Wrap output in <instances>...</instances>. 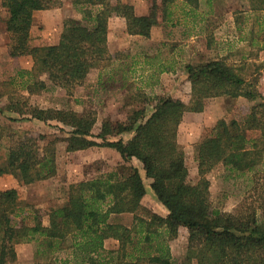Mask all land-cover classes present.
<instances>
[{"label":"trees","instance_id":"trees-1","mask_svg":"<svg viewBox=\"0 0 264 264\" xmlns=\"http://www.w3.org/2000/svg\"><path fill=\"white\" fill-rule=\"evenodd\" d=\"M248 1L250 10L264 13V0ZM174 2L151 0L147 14L137 15L122 0H75L81 6V19L65 22L57 43L30 46L33 12L59 8L62 0H1L8 12L9 54L29 55L32 66L19 73L20 82L12 78L0 82V102L7 96L0 112L15 114L11 121L57 120L70 127L69 136L63 139L66 151L110 147L123 162L111 172L71 184L66 202L48 211L22 204L14 188L0 190V264L15 261L19 243H32L34 259H43L44 264H172L169 241L176 238L180 227L187 231L184 264H264V172L257 179L262 183L254 189L261 198L243 202L233 213L211 208L204 176L217 164L244 173L264 162V100L254 79H246L223 60L186 63L184 70L191 82L187 103L171 96L156 97L147 117L144 109H135L127 122L112 125L104 121L96 134L92 131L94 112L44 110L19 93L39 94L49 85L70 93L90 69L106 65L111 17L123 18L128 34L149 37L151 27L169 17V5ZM171 68L159 65V71ZM5 84L11 90H1ZM219 96L242 97L254 104L242 125L235 119H219L196 144L199 178L190 183L184 151L177 141L178 127L184 113L201 112L206 98ZM130 131L134 134L129 140L116 137ZM4 132L0 127V150L4 148L0 176L11 174L28 185L56 174L53 140L40 146V135L18 137ZM4 138L7 145L3 147ZM132 158L151 180L150 188L166 210L164 216L142 204L146 189L138 168L130 163ZM122 214H131L128 225L109 221L111 215ZM45 216L47 224L43 223ZM108 239L115 240L117 248L106 249ZM64 252L65 257H58Z\"/></svg>","mask_w":264,"mask_h":264},{"label":"rangeland","instance_id":"rangeland-1","mask_svg":"<svg viewBox=\"0 0 264 264\" xmlns=\"http://www.w3.org/2000/svg\"><path fill=\"white\" fill-rule=\"evenodd\" d=\"M122 1L132 5L135 14L147 12L151 4V0ZM160 1L162 0H156L157 3ZM161 7L159 6L158 15L162 13ZM80 8L75 0H62L59 8L48 9L35 16L30 29L29 45L45 46L57 43L64 23L81 19ZM168 11L171 12L169 17L155 26L149 37L127 36L125 20L121 17H111L107 27L110 39L107 46H115L116 39L122 36L125 41L129 37L131 42L128 51L127 48L121 50L117 46L118 50L108 55L106 65L91 69L84 81L70 93L51 85L39 94L27 95L25 91L19 93L25 95L30 104L44 110L73 111L78 114L85 111L94 112L96 121L92 131L96 134L104 121H109L112 125L117 122L125 123L135 109H144V115L147 117L152 111L156 97L171 96L187 103L191 96V82L184 65L217 59L234 66L246 79H254L264 100L262 11L250 10L248 0H175L174 4L169 5ZM7 17V9L1 5L0 0V82L7 83L12 78L18 83L23 79L19 73L31 68L32 59L29 55L9 54L11 39L5 26ZM120 23L125 26V35L121 34ZM140 39H147L149 42L143 43ZM141 47H146L145 51L152 55L147 63L143 64L138 54ZM160 63L172 68L169 71H159ZM7 86H1V90H11ZM6 100L7 96H2L0 106H4ZM253 104L254 102L242 97L219 96L206 98L201 112L184 113L178 127L177 141L184 151L190 183H195L199 178L195 159L196 144L209 134L219 119L227 122L235 119L242 125ZM11 117L16 115L5 110L0 112V127L5 129L4 133L14 132L18 137L40 135V146L47 141H54V176L28 185L20 184L11 174L0 177L1 186L16 185L18 200L22 204L29 203L37 209L48 211L66 202L71 184L111 172L123 162L120 154L110 147L92 146L77 151H66L63 139L69 136L70 127L57 120L11 121ZM133 134V131L123 132L116 137L126 141ZM2 145H7V138L2 140ZM0 152L4 153V148ZM130 163L138 168L144 182L146 194L142 204L164 216L166 210L156 200L150 188L151 180L145 177L141 163L135 158H132ZM263 172L264 162L252 171L244 173L232 172L221 164L215 165L204 175L209 182L211 208L233 213L243 202L252 203L257 198L260 199L261 197L257 196L261 195L254 192V189L257 183H262V180L257 182V179ZM260 192L262 193L259 189ZM131 218V214L111 215L109 221L128 225ZM44 222H48L46 216L43 217ZM117 245L113 239L105 242L106 249H115ZM186 245L187 231L180 227L176 238L169 241L172 264L185 263ZM18 251L21 261L15 259L9 264L45 263L43 259H34L32 245L19 246ZM65 255V252L60 253L58 257Z\"/></svg>","mask_w":264,"mask_h":264},{"label":"crops","instance_id":"crops-1","mask_svg":"<svg viewBox=\"0 0 264 264\" xmlns=\"http://www.w3.org/2000/svg\"><path fill=\"white\" fill-rule=\"evenodd\" d=\"M45 11H48V10H37V11H34L33 12V19L35 18V16H37V15H39V14H43V12H45ZM148 12V11H147ZM147 12H144V13H140V14H137V15H145V14H147ZM115 17H117V16H115ZM162 20H158V24L161 22ZM32 23H34V22H32ZM111 24V23H110ZM158 24H156V25H154V26H152L151 27V29H150V35L153 33V28H155V26H157ZM161 25V24H160ZM120 29L122 30V32H121V34L122 35H125L126 33H124V29H125V26L123 25V23H120ZM127 36H131V35H128L127 34ZM135 36V35H134ZM109 31H108V33H107V43L109 42ZM112 40V39H111ZM140 40H142V39H140ZM146 41H148L149 42V40H142V42L143 43H145ZM121 42V43H120ZM130 42H131V39L128 37L127 39H126V41H125V39H124V37L122 36V38H118V39H116V45L114 46H112L111 45V41H110V45L112 46V47H108V53L109 54H112V52H116L118 49H120L121 48V50H124L125 48H127V51H128V48H129V44H130ZM56 43V42H55ZM54 43V44H55ZM120 43V45H117V44H119ZM108 45V44H107ZM117 46H119V48L118 49H116L117 48ZM146 50V47H141L140 48V51L138 52V54H139V56L141 57V59L143 60L142 61V64L143 63H147V61L151 58L150 56H152V55H150L147 51H145ZM127 57V56H126ZM130 58H133V57H130ZM96 68V67H95ZM92 69H94V68H92ZM89 72H91V69H90V71ZM89 74V73H88ZM7 176L8 174H3V175H1L0 177H2V176ZM5 178V177H4ZM3 180V179H2ZM5 180V179H4ZM8 188H14V189H16V185H12V186H6V187H3V186H1L0 185V190H5V189H8ZM17 191V190H16ZM44 224H45V222H44ZM109 240V239H108ZM107 241V240H106ZM105 241V242H106ZM23 245H32L33 246V244L32 243H19V244H16L15 245V251H16V259L17 260H20L21 261V259H20V254H19V251H18V248H19V246H23ZM105 245V244H104ZM31 258H32V256H31Z\"/></svg>","mask_w":264,"mask_h":264}]
</instances>
